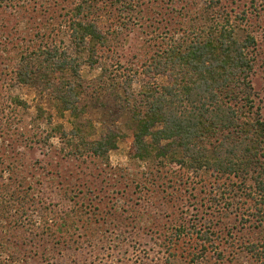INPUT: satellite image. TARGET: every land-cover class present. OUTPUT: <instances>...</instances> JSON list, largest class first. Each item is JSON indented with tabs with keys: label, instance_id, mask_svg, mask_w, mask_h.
<instances>
[{
	"label": "rangeland",
	"instance_id": "obj_1",
	"mask_svg": "<svg viewBox=\"0 0 264 264\" xmlns=\"http://www.w3.org/2000/svg\"><path fill=\"white\" fill-rule=\"evenodd\" d=\"M77 1L0 4V193L8 192L5 200L12 193L30 199L28 219L12 211L17 200L12 207L0 201V264L21 250L28 264H264V205L255 194L247 197L251 180L244 186L241 178L195 176L184 168L157 171L129 158L127 136L117 140L107 163L89 154H67L70 147L58 134L46 139L58 125L69 133L73 118L59 114L45 94L13 83L11 76L22 45L34 37L39 40L33 45L55 44L74 58L68 24ZM90 1L96 26L110 40L109 47L97 51L100 62L118 81L131 78L133 91L144 63L156 52L197 37L211 18L229 19L242 35L255 38L252 115L264 119V0ZM102 72V64L80 67L84 83L97 84L94 79ZM155 81L166 83L159 76ZM104 96L79 103L86 105L85 119L93 124L89 140L108 129L126 133L125 119L113 123L109 110L98 104ZM16 98L23 104L16 105ZM37 106L50 121L38 116ZM14 165L20 169L17 177L6 169ZM11 176L23 183L20 188L11 183L7 189ZM256 208L263 211L256 215ZM205 233L208 240L201 239ZM250 245L256 253L249 252Z\"/></svg>",
	"mask_w": 264,
	"mask_h": 264
},
{
	"label": "trees",
	"instance_id": "obj_2",
	"mask_svg": "<svg viewBox=\"0 0 264 264\" xmlns=\"http://www.w3.org/2000/svg\"><path fill=\"white\" fill-rule=\"evenodd\" d=\"M4 1L0 0V4ZM121 1L126 0L116 3ZM127 6L130 8L131 3ZM92 8L90 0H78L70 11L68 29L74 58L55 44L33 45L39 40L34 37L28 46L22 45L14 65L13 83L45 94L59 114L68 112L73 118L69 133L58 125L47 133L46 139L58 134L70 147L67 154H89L107 163L117 140L127 136L131 140L128 156L132 161L157 171L171 166L184 168L195 176L203 172L217 178H241L244 186L251 180L247 197L257 196L258 204L264 205V119L252 115L255 38L242 35L229 19L220 23L208 17L211 23L205 30L198 28L197 37L174 41L144 63L138 89L133 91L131 78L118 81L107 64L100 62L97 51L109 47L110 40L96 26ZM85 63L92 68L102 64L103 72L94 79L97 84L82 81L80 67ZM158 76L164 77L166 83L157 84ZM91 95L95 101L105 95V102L98 104L109 110L113 123L125 119L126 133L118 128L108 129L99 139L89 140L93 124L85 119L86 105L80 107L79 103ZM13 102L23 104L18 98ZM36 111L40 118L47 115L40 106ZM49 117L48 114L47 121ZM6 169L16 177L20 173L15 165ZM15 180L12 176L7 178V189L11 183L20 188L23 183ZM7 193L1 191L0 201L11 206L17 200L12 211L16 214L20 210L28 219V195L20 200L12 193L5 200ZM256 211V215L260 214L263 208ZM201 239L208 240L207 233ZM248 248L251 254L256 253L255 245ZM22 251L10 254L7 264H28Z\"/></svg>",
	"mask_w": 264,
	"mask_h": 264
}]
</instances>
